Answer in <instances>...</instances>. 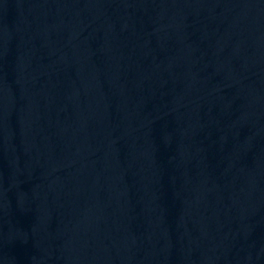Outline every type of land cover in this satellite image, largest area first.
Masks as SVG:
<instances>
[{
    "label": "water",
    "instance_id": "95a60500",
    "mask_svg": "<svg viewBox=\"0 0 264 264\" xmlns=\"http://www.w3.org/2000/svg\"><path fill=\"white\" fill-rule=\"evenodd\" d=\"M0 264H264V0H0Z\"/></svg>",
    "mask_w": 264,
    "mask_h": 264
}]
</instances>
